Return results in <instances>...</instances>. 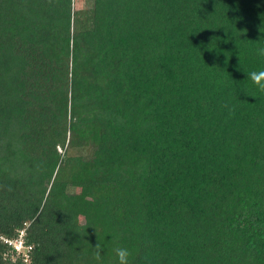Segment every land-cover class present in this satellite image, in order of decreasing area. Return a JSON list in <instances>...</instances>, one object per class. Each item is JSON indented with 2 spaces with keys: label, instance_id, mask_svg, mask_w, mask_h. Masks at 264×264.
Instances as JSON below:
<instances>
[{
  "label": "trees",
  "instance_id": "16d2710c",
  "mask_svg": "<svg viewBox=\"0 0 264 264\" xmlns=\"http://www.w3.org/2000/svg\"><path fill=\"white\" fill-rule=\"evenodd\" d=\"M262 48L264 0H0V238L264 264Z\"/></svg>",
  "mask_w": 264,
  "mask_h": 264
},
{
  "label": "clouds",
  "instance_id": "9594fccd",
  "mask_svg": "<svg viewBox=\"0 0 264 264\" xmlns=\"http://www.w3.org/2000/svg\"><path fill=\"white\" fill-rule=\"evenodd\" d=\"M259 55H264V48L258 50ZM247 79H250L261 91H264V69L259 71H252L248 74ZM94 258L99 261L101 259L102 249L100 244L95 247ZM116 255L118 264H129L130 252L127 248H117Z\"/></svg>",
  "mask_w": 264,
  "mask_h": 264
},
{
  "label": "built area",
  "instance_id": "2783aa9c",
  "mask_svg": "<svg viewBox=\"0 0 264 264\" xmlns=\"http://www.w3.org/2000/svg\"><path fill=\"white\" fill-rule=\"evenodd\" d=\"M23 236H24V232L20 231L19 236L16 239L13 240H9V239H3V242L5 244H7L10 249L11 252H15V257H19L21 258L22 262L25 264H29L30 263V252L32 250V247L30 246H26L24 244V240H23Z\"/></svg>",
  "mask_w": 264,
  "mask_h": 264
},
{
  "label": "rangeland",
  "instance_id": "374dc122",
  "mask_svg": "<svg viewBox=\"0 0 264 264\" xmlns=\"http://www.w3.org/2000/svg\"><path fill=\"white\" fill-rule=\"evenodd\" d=\"M89 6H90V3L89 2H78V3H75V8L76 9H85V10H87L88 8H89Z\"/></svg>",
  "mask_w": 264,
  "mask_h": 264
}]
</instances>
